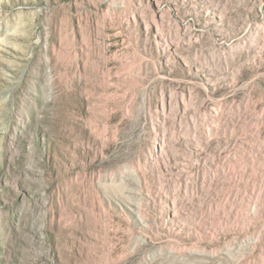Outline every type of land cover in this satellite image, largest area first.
I'll use <instances>...</instances> for the list:
<instances>
[{"label": "rangeland", "instance_id": "obj_1", "mask_svg": "<svg viewBox=\"0 0 264 264\" xmlns=\"http://www.w3.org/2000/svg\"><path fill=\"white\" fill-rule=\"evenodd\" d=\"M0 264H264V0H0Z\"/></svg>", "mask_w": 264, "mask_h": 264}, {"label": "bare ground", "instance_id": "obj_2", "mask_svg": "<svg viewBox=\"0 0 264 264\" xmlns=\"http://www.w3.org/2000/svg\"><path fill=\"white\" fill-rule=\"evenodd\" d=\"M159 147V146H158Z\"/></svg>", "mask_w": 264, "mask_h": 264}]
</instances>
